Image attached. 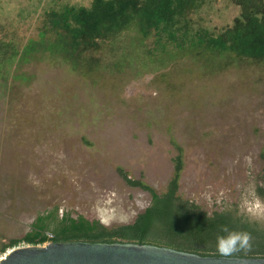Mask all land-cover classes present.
<instances>
[{
	"label": "rangeland",
	"instance_id": "374dc122",
	"mask_svg": "<svg viewBox=\"0 0 264 264\" xmlns=\"http://www.w3.org/2000/svg\"><path fill=\"white\" fill-rule=\"evenodd\" d=\"M91 1L0 0V25L15 34L0 37L1 243L22 239L39 213L56 207L107 228L131 224L150 195L118 169L162 193L177 158L183 199L208 212L238 203L260 217L264 60L176 49L131 28L73 66L55 55L53 34H40L41 17ZM237 13L217 0L202 16L219 28ZM13 39L19 66L4 47Z\"/></svg>",
	"mask_w": 264,
	"mask_h": 264
},
{
	"label": "trees",
	"instance_id": "16d2710c",
	"mask_svg": "<svg viewBox=\"0 0 264 264\" xmlns=\"http://www.w3.org/2000/svg\"><path fill=\"white\" fill-rule=\"evenodd\" d=\"M216 1L92 0L89 7L64 3L43 11L38 30L44 38L55 36V55H64L73 66L85 52L98 51L115 33L131 28L142 39L153 35L158 43L176 49L203 46L243 59L264 60V0H225L238 13L230 23L212 28L205 24L202 13ZM8 30L0 25V37L15 39L14 32ZM181 166L177 158L174 176L162 193L118 169L127 185L150 195L149 205L131 224L107 228L80 215L60 214L56 207L39 213L22 239L9 241L0 251L20 241L30 246L86 242L153 245L203 257H223L216 251V237L221 234L220 226L228 225L252 237L250 252L229 258H264V213L253 216L240 204L229 202H221L208 212L183 199L178 194ZM254 195L264 202V171Z\"/></svg>",
	"mask_w": 264,
	"mask_h": 264
},
{
	"label": "water",
	"instance_id": "95a60500",
	"mask_svg": "<svg viewBox=\"0 0 264 264\" xmlns=\"http://www.w3.org/2000/svg\"><path fill=\"white\" fill-rule=\"evenodd\" d=\"M1 264H264V258L203 257L153 245L70 242L18 250Z\"/></svg>",
	"mask_w": 264,
	"mask_h": 264
},
{
	"label": "clouds",
	"instance_id": "9594fccd",
	"mask_svg": "<svg viewBox=\"0 0 264 264\" xmlns=\"http://www.w3.org/2000/svg\"><path fill=\"white\" fill-rule=\"evenodd\" d=\"M216 237V251L220 256L229 257L243 252L247 254L252 250V237L246 231L230 229L228 225H221Z\"/></svg>",
	"mask_w": 264,
	"mask_h": 264
},
{
	"label": "built area",
	"instance_id": "2783aa9c",
	"mask_svg": "<svg viewBox=\"0 0 264 264\" xmlns=\"http://www.w3.org/2000/svg\"><path fill=\"white\" fill-rule=\"evenodd\" d=\"M48 243H45L41 246H46ZM31 247L30 245L24 243V242H17L11 246H8L7 248H5L4 250L0 251V264L6 260L13 252L18 251V250H22L25 248H29Z\"/></svg>",
	"mask_w": 264,
	"mask_h": 264
},
{
	"label": "flooded vegetation",
	"instance_id": "af4514ba",
	"mask_svg": "<svg viewBox=\"0 0 264 264\" xmlns=\"http://www.w3.org/2000/svg\"><path fill=\"white\" fill-rule=\"evenodd\" d=\"M12 41L14 42V44L11 45L10 41H8L9 43L7 44V42H6L4 44V47L7 48V49H8V47H9V49H12L11 50V53H12L13 57L16 60V66H19V64H20V62H19L20 55L18 53V51H19V43L18 42H15L14 39ZM7 53H8V51L5 52V54H7Z\"/></svg>",
	"mask_w": 264,
	"mask_h": 264
},
{
	"label": "crops",
	"instance_id": "0c3cea01",
	"mask_svg": "<svg viewBox=\"0 0 264 264\" xmlns=\"http://www.w3.org/2000/svg\"><path fill=\"white\" fill-rule=\"evenodd\" d=\"M10 241H11V240H10ZM4 244H7V243H1V241H0V248H1Z\"/></svg>",
	"mask_w": 264,
	"mask_h": 264
}]
</instances>
